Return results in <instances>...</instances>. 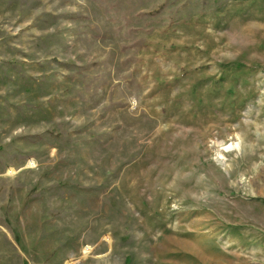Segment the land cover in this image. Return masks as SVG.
Masks as SVG:
<instances>
[{
    "label": "rangeland",
    "instance_id": "374dc122",
    "mask_svg": "<svg viewBox=\"0 0 264 264\" xmlns=\"http://www.w3.org/2000/svg\"><path fill=\"white\" fill-rule=\"evenodd\" d=\"M0 264H264V0H0Z\"/></svg>",
    "mask_w": 264,
    "mask_h": 264
}]
</instances>
